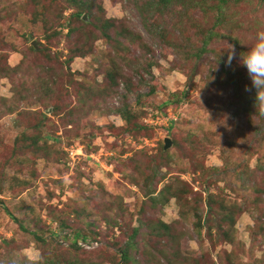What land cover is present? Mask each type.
Here are the masks:
<instances>
[{
	"label": "rangeland",
	"instance_id": "374dc122",
	"mask_svg": "<svg viewBox=\"0 0 264 264\" xmlns=\"http://www.w3.org/2000/svg\"><path fill=\"white\" fill-rule=\"evenodd\" d=\"M157 1L0 0V264H264V0Z\"/></svg>",
	"mask_w": 264,
	"mask_h": 264
},
{
	"label": "clouds",
	"instance_id": "9594fccd",
	"mask_svg": "<svg viewBox=\"0 0 264 264\" xmlns=\"http://www.w3.org/2000/svg\"><path fill=\"white\" fill-rule=\"evenodd\" d=\"M236 55L234 46H231L228 50L227 66H231ZM240 63L248 71L252 88L256 89V102L259 103L260 112L264 114V31L257 33L256 41L249 51L240 54ZM252 88L246 86L245 90L251 91ZM21 254L26 257L29 264H40L42 259L34 245L23 249Z\"/></svg>",
	"mask_w": 264,
	"mask_h": 264
},
{
	"label": "trees",
	"instance_id": "16d2710c",
	"mask_svg": "<svg viewBox=\"0 0 264 264\" xmlns=\"http://www.w3.org/2000/svg\"><path fill=\"white\" fill-rule=\"evenodd\" d=\"M238 2L240 1H246V0H237ZM175 2V0H158L155 4H163V5H167V4H171ZM222 2H225L224 0H222ZM217 10H221V8L219 7ZM134 233H136V230L134 231ZM129 246H127L126 248H124L121 252L122 258H127V254H128V248Z\"/></svg>",
	"mask_w": 264,
	"mask_h": 264
},
{
	"label": "water",
	"instance_id": "95a60500",
	"mask_svg": "<svg viewBox=\"0 0 264 264\" xmlns=\"http://www.w3.org/2000/svg\"><path fill=\"white\" fill-rule=\"evenodd\" d=\"M164 144H165L164 148L167 149L169 147V145H170L168 139H165Z\"/></svg>",
	"mask_w": 264,
	"mask_h": 264
}]
</instances>
